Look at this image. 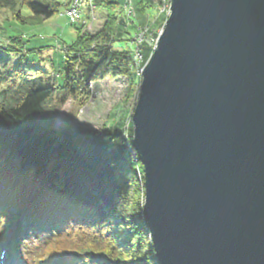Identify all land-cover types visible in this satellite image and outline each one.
Segmentation results:
<instances>
[{"label":"water","instance_id":"water-1","mask_svg":"<svg viewBox=\"0 0 264 264\" xmlns=\"http://www.w3.org/2000/svg\"><path fill=\"white\" fill-rule=\"evenodd\" d=\"M160 264H264V0H172L132 113Z\"/></svg>","mask_w":264,"mask_h":264},{"label":"trees","instance_id":"trees-1","mask_svg":"<svg viewBox=\"0 0 264 264\" xmlns=\"http://www.w3.org/2000/svg\"><path fill=\"white\" fill-rule=\"evenodd\" d=\"M96 1L97 7L108 12L107 28L98 35H83L82 27L78 28L77 38L64 45L62 85L41 76L28 77L26 55L41 49L28 48L23 35L1 37L0 219L6 226L4 239L8 240L14 218L24 209L30 221L26 227L32 230V242L26 243L25 250L35 261L160 264L145 220V195L139 185L140 180L144 182L143 167L134 155L132 134L127 139L117 129L73 127L60 133L56 126L63 104L81 90L86 91L87 100L92 82L128 76L131 93L137 91L129 47L113 50L102 40L118 24L119 28L126 24L122 0ZM69 3L65 0L64 7ZM62 4L60 0H0V27L18 22L36 25L60 14ZM137 7L140 19L157 11L154 0H138ZM24 8L30 14H24Z\"/></svg>","mask_w":264,"mask_h":264},{"label":"rangeland","instance_id":"rangeland-1","mask_svg":"<svg viewBox=\"0 0 264 264\" xmlns=\"http://www.w3.org/2000/svg\"><path fill=\"white\" fill-rule=\"evenodd\" d=\"M60 1L63 3V6H61L60 9V12L62 13L66 8L64 7L65 0ZM137 1L138 0L134 2V6L132 5L137 13V15L133 16L135 17V21L129 18L122 7L126 24L120 28L118 24L117 27H115V32L111 31L109 38H102V40L109 47H112L113 50H123L124 48L129 47L132 52V58L135 57L136 51H142L144 58L141 66L139 68L134 66V69L131 67L136 77V90L138 92H135L134 90L131 93L130 79L128 76H120L115 79L90 83L87 90V100L84 98L86 91L83 93L84 90H81L76 97H70L61 107L59 118L56 123L57 129L60 133L70 127L85 130L111 128L121 130L127 135L132 134L133 139L134 130L132 113L138 100L137 97L139 94L143 69L153 53L160 34L163 31L166 22L162 20L164 18L163 16L165 15V17L168 18L171 13V4L170 9L168 10V7L164 8V3L163 5L155 3L157 11H153L147 15L148 19H140L137 10ZM93 5L94 7L91 10L90 6L85 7V13L82 16L81 22L78 24H71L68 18L66 16H61L60 13L52 18L45 19L36 25H21L19 22L12 23V25H3L0 27V37L4 38L5 36L23 35L24 38L28 40V48L41 49V51L37 50L26 55V64L24 65V68L29 72L28 77L41 76L46 78V80L50 79L52 83H55L57 86L62 85L64 81L63 69L66 59L63 50L64 45L66 43L70 44L77 38L78 28L82 27L83 35H98V33H101L103 30L105 31L107 28V10L105 8L97 7L98 4L96 0H94ZM23 13L28 15L30 14V11L27 8H24ZM161 20L163 21L162 24ZM141 25L151 26L150 31H152L149 32L148 35L150 38L152 37V40L146 38V42L142 44L145 45L144 47L135 42V37H137L136 34L139 31L137 28ZM134 27L137 31L133 29ZM150 33L152 34L150 35ZM125 39L130 41L126 42ZM138 47L140 48L138 49ZM146 55H148V59L145 57ZM135 59L139 60L140 58ZM142 173L144 177L143 169ZM143 183V179L142 181L140 180L139 185L143 188L144 196L145 186Z\"/></svg>","mask_w":264,"mask_h":264},{"label":"built area","instance_id":"built-area-1","mask_svg":"<svg viewBox=\"0 0 264 264\" xmlns=\"http://www.w3.org/2000/svg\"><path fill=\"white\" fill-rule=\"evenodd\" d=\"M136 0H122L123 3V8L125 10V13L129 16V18H131L133 21H135V15H137L135 9H133L132 5H135ZM93 2V3H92ZM126 2V3H125ZM87 3V4H86ZM125 3V4H124ZM159 3V5H163L164 3V8L168 7V10L170 9V4H171V0H154V4ZM94 0H70V3L66 6L65 11L63 12V15L66 16L70 23L72 24H78L81 22L82 16L85 13V7L86 6H90V9H92L94 7ZM148 24V23H147ZM150 28L151 26L149 25H141L140 27L137 28L138 33L136 34L137 37H135V42L138 43V45H142L144 42H146V38L147 39H151L149 35L150 32ZM152 33H150L151 35ZM143 47L145 45H142ZM140 47H138L139 49ZM144 55L142 54V51H136L135 57L132 60V65L131 67H133V69L135 68L134 66H136L137 68H139L141 66V63L143 61V57ZM135 58H140L139 60L135 59ZM137 60V61H136ZM142 71V70H141ZM139 95V94H138ZM137 97V96H136ZM138 98V97H137ZM125 137H128L129 135L125 134ZM134 155L136 156V151L134 150Z\"/></svg>","mask_w":264,"mask_h":264},{"label":"bare ground","instance_id":"bare-ground-1","mask_svg":"<svg viewBox=\"0 0 264 264\" xmlns=\"http://www.w3.org/2000/svg\"><path fill=\"white\" fill-rule=\"evenodd\" d=\"M91 10V9H90ZM61 16H64L63 13H61ZM147 18V17H146ZM148 19V18H147ZM70 22V21H69ZM72 24V23H71ZM136 157H138L137 153H136Z\"/></svg>","mask_w":264,"mask_h":264}]
</instances>
